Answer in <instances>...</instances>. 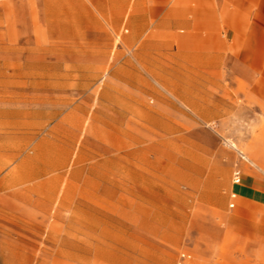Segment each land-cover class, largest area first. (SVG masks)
Masks as SVG:
<instances>
[{
	"label": "rangeland",
	"instance_id": "1",
	"mask_svg": "<svg viewBox=\"0 0 264 264\" xmlns=\"http://www.w3.org/2000/svg\"><path fill=\"white\" fill-rule=\"evenodd\" d=\"M85 12L0 0L2 264H264V200L230 207L235 170L264 195V168L229 145L264 158V130L224 137L128 85L142 44Z\"/></svg>",
	"mask_w": 264,
	"mask_h": 264
},
{
	"label": "crops",
	"instance_id": "2",
	"mask_svg": "<svg viewBox=\"0 0 264 264\" xmlns=\"http://www.w3.org/2000/svg\"><path fill=\"white\" fill-rule=\"evenodd\" d=\"M82 1L91 23H124L126 40L142 44L136 53L142 70H127L128 85L157 96L171 95L166 98L178 111L189 113L191 120L216 124L221 136L263 135L264 0ZM154 42L163 48L150 60L147 50ZM229 145L245 162L264 168V158L257 153L262 148L235 141ZM230 197L232 208L239 201L264 200L252 185L245 186L240 169L234 172ZM159 229L166 232L165 227ZM1 235L0 226V264ZM172 238L174 243L180 240L177 235ZM165 250H160V257H166Z\"/></svg>",
	"mask_w": 264,
	"mask_h": 264
},
{
	"label": "built area",
	"instance_id": "3",
	"mask_svg": "<svg viewBox=\"0 0 264 264\" xmlns=\"http://www.w3.org/2000/svg\"><path fill=\"white\" fill-rule=\"evenodd\" d=\"M238 175V174H237ZM239 180V177L237 178V181Z\"/></svg>",
	"mask_w": 264,
	"mask_h": 264
}]
</instances>
